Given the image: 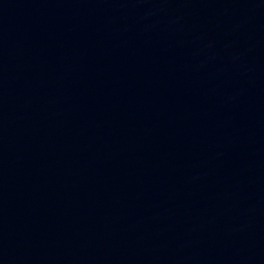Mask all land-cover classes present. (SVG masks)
<instances>
[{"label": "water", "instance_id": "water-1", "mask_svg": "<svg viewBox=\"0 0 264 264\" xmlns=\"http://www.w3.org/2000/svg\"><path fill=\"white\" fill-rule=\"evenodd\" d=\"M0 264H264V0H0Z\"/></svg>", "mask_w": 264, "mask_h": 264}]
</instances>
